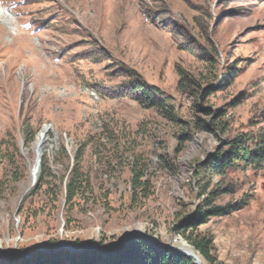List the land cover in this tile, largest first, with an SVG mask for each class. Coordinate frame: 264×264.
Listing matches in <instances>:
<instances>
[{
  "label": "rangeland",
  "instance_id": "374dc122",
  "mask_svg": "<svg viewBox=\"0 0 264 264\" xmlns=\"http://www.w3.org/2000/svg\"><path fill=\"white\" fill-rule=\"evenodd\" d=\"M179 71L203 99L178 88ZM133 79L172 115L128 95ZM43 129L51 176L38 188ZM263 133L264 0H0V257L126 236L192 251L181 231L210 201L227 213L198 229L216 264H264V164L202 176L226 191L197 176L225 141L254 149ZM75 156L89 190L67 201ZM135 166L146 191L131 189Z\"/></svg>",
  "mask_w": 264,
  "mask_h": 264
},
{
  "label": "trees",
  "instance_id": "16d2710c",
  "mask_svg": "<svg viewBox=\"0 0 264 264\" xmlns=\"http://www.w3.org/2000/svg\"><path fill=\"white\" fill-rule=\"evenodd\" d=\"M178 88L185 89L190 87L196 97L203 99L207 94V90H196L193 88L196 84L188 79L182 71H179ZM124 88L128 91V95L135 100L140 101L148 108L158 109L165 114L172 115L173 108L169 104H165L158 96L159 91L139 79L129 81ZM157 97V98H156ZM172 117V116H171ZM213 129L220 127V122L210 118L208 123ZM200 127L198 123L195 128ZM203 130H210L206 123L202 122ZM221 128V127H220ZM25 144L31 141L32 134L28 130L24 131ZM74 165L70 171V175L65 184V198L72 201L80 191L89 190L88 179L83 175L78 167L79 158L75 156ZM249 166H260L264 164V133L261 134L259 145L254 149H249L244 140L235 138L225 141L221 148H217L210 158L203 164L199 165V182L202 184V176L204 177H220L222 178L226 171L230 168L238 166V164ZM136 167V166H135ZM141 168V167H140ZM144 169L138 167L131 169V189L132 191H146L147 181L142 180L144 177ZM46 168L45 156L40 158V174L36 180L38 188L47 185L46 179L50 177ZM201 191H226L215 187L208 190V186L201 185ZM211 199L217 196L210 193ZM205 208L198 210L193 221L187 224L181 231L183 238L193 251L200 257L205 264H216L213 255L214 244L210 235L201 234L198 229L205 224L209 218L221 217L226 215V211L220 207H213L210 201L204 202ZM52 251V249H50ZM29 259L21 257L18 260H7L8 256L0 257V264H195L192 260L173 252L171 249L163 248L156 243L146 241L136 236H126L118 239L108 246L92 249L91 245L82 248L79 252H69L66 250L58 252H38L29 255Z\"/></svg>",
  "mask_w": 264,
  "mask_h": 264
},
{
  "label": "bare ground",
  "instance_id": "6f19581e",
  "mask_svg": "<svg viewBox=\"0 0 264 264\" xmlns=\"http://www.w3.org/2000/svg\"><path fill=\"white\" fill-rule=\"evenodd\" d=\"M46 139H47V137H46L45 129H43L40 132H38V134L35 137V140L32 143V150L34 153V159H33L32 167L30 169V181L31 182L33 180H35L37 177L40 155H41L42 149L45 145ZM179 250L181 252L187 253L189 255L193 254V250L191 251V250L185 249V248L179 249Z\"/></svg>",
  "mask_w": 264,
  "mask_h": 264
},
{
  "label": "water",
  "instance_id": "95a60500",
  "mask_svg": "<svg viewBox=\"0 0 264 264\" xmlns=\"http://www.w3.org/2000/svg\"><path fill=\"white\" fill-rule=\"evenodd\" d=\"M131 234H133V235L136 234L137 235L138 233L133 232ZM166 247L170 248L173 252H175V253H177L179 255H182V256H184V257L192 260L195 264H204L201 261L200 257L194 251H193V254L192 255H189L187 253L181 252L178 248L169 247V246H166Z\"/></svg>",
  "mask_w": 264,
  "mask_h": 264
}]
</instances>
